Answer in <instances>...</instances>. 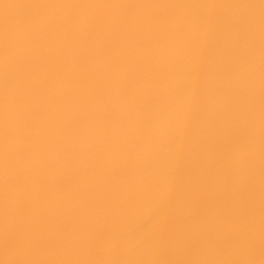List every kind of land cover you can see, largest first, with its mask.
I'll return each mask as SVG.
<instances>
[{
    "label": "snow or ice",
    "instance_id": "obj_1",
    "mask_svg": "<svg viewBox=\"0 0 264 264\" xmlns=\"http://www.w3.org/2000/svg\"><path fill=\"white\" fill-rule=\"evenodd\" d=\"M0 264H264V0H0Z\"/></svg>",
    "mask_w": 264,
    "mask_h": 264
}]
</instances>
